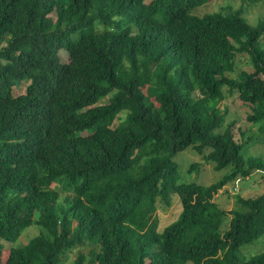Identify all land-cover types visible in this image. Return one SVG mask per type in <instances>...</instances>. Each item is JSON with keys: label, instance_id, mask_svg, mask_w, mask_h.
<instances>
[{"label": "trees", "instance_id": "obj_1", "mask_svg": "<svg viewBox=\"0 0 264 264\" xmlns=\"http://www.w3.org/2000/svg\"><path fill=\"white\" fill-rule=\"evenodd\" d=\"M256 2L197 14L212 1L0 0V264H264V249L241 254L264 237V193L229 218L214 201L264 173V156L244 153L260 138L237 140L218 106L235 91L264 133V13L245 16ZM239 55L252 71L229 75ZM188 147L227 172L177 182ZM171 195L181 211L158 230Z\"/></svg>", "mask_w": 264, "mask_h": 264}, {"label": "rangeland", "instance_id": "obj_2", "mask_svg": "<svg viewBox=\"0 0 264 264\" xmlns=\"http://www.w3.org/2000/svg\"><path fill=\"white\" fill-rule=\"evenodd\" d=\"M212 3L207 7H201L195 13L203 14L208 11H216L220 9L222 5L228 4L234 9L239 8L243 4V0H210ZM232 2V3H231ZM205 9V10H204ZM264 13V1L257 0L255 5H249L246 12V18L249 23L256 24L257 20L263 17ZM50 16L55 17V14ZM264 43V40L262 41ZM59 56L62 61H67V52L60 49ZM238 62L232 66L233 70L229 75H235L239 69H244L252 71L251 62L248 55H239ZM264 79V76H263ZM27 82L13 88V94L19 95L25 92V87ZM108 102L107 96L101 97L100 103L105 104ZM227 106V111L222 109L223 113H226L224 125L229 123L232 124L235 137L237 140L242 138L259 137V141L251 140L246 145L248 148L245 149V154L253 155L258 154L264 156V133H259L257 131V124L247 120V115L251 113V106L249 104H244L238 98L235 91L224 92V98L219 102V107L222 105ZM114 124L118 123V120L113 121ZM175 161L177 164V173L175 175V180L177 182L181 181H195L201 185H208L216 180L220 179L226 172L227 169L215 170L213 166L207 162L201 154L193 150L192 147H188L177 153L175 156ZM195 163V167L192 171H189L190 165ZM264 193V173L261 171H254L252 174L243 178L242 181L235 180L228 182L222 189L219 190L217 195L214 197V201L218 208L226 213L227 218L231 215V210L237 208V201L239 197H254L258 194ZM178 200L179 197L177 196ZM174 195H171L170 204H165L164 202H158L154 217L157 219L158 230H161L172 220H174L179 212L181 211V202L177 201ZM227 220L222 225L221 230H225ZM34 224L29 226L25 232L20 236V242L17 241L12 245H21L27 243L29 239L38 234L39 228H34ZM83 252H86V248H81ZM264 249V237L258 238L257 240L250 242L241 248V254L244 257H249L251 255L258 254ZM9 250L4 249L2 252V259H5L8 255ZM75 253L70 254L69 262L75 257ZM64 262L63 264H65Z\"/></svg>", "mask_w": 264, "mask_h": 264}, {"label": "bare ground", "instance_id": "obj_3", "mask_svg": "<svg viewBox=\"0 0 264 264\" xmlns=\"http://www.w3.org/2000/svg\"><path fill=\"white\" fill-rule=\"evenodd\" d=\"M231 3H232V2H231ZM92 15H93V14H92ZM118 15H119V14H118ZM120 15H121V14H120ZM101 21H102V20H101ZM2 25H3V24H2ZM32 25H33V24H32ZM37 25H38V24H37ZM39 27H40V26H39ZM48 27H49V26H48ZM2 28H3V27H2ZM2 28H1V29H2ZM8 28H9V27H8ZM16 28H17V27H16ZM130 33H131V32H130ZM50 34H52V33H50ZM123 34H124V32H123ZM126 34H127V33H126ZM121 35H122V34H121ZM128 36H129V35H128ZM128 36H127V37H128ZM119 38H120V37H119ZM125 38H126V37H125ZM132 38H133V37H132ZM123 40H124V39H123ZM127 40H128V38H127ZM129 40H130V37H129ZM124 41H125V40H124ZM130 41L133 42L134 39H133V40H130ZM83 44H84V43H83ZM123 44H124V43H123ZM126 44H129V41H128V43H126ZM132 44H134V43H132ZM130 45H131V43H130ZM130 45H129V46H130ZM127 46H128V45H127ZM3 47H4V46H3ZM125 48H126V47H124V49H125ZM17 49H18V48H17ZM128 49H129V48H128ZM131 49H132V48H131ZM19 53H20V52H19ZM123 53H124V52H123ZM12 54H13V53H12ZM128 55H129V54H128ZM10 184H11V183H10ZM7 185H8V184H7ZM11 188H12V187H11ZM47 232H48V231H47ZM42 233H43V232H42ZM39 234H40V233H39Z\"/></svg>", "mask_w": 264, "mask_h": 264}]
</instances>
